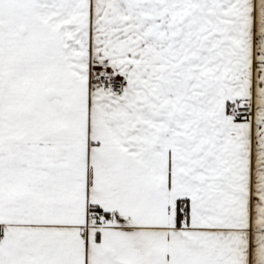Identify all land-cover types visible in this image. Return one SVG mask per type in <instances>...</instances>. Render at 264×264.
I'll return each instance as SVG.
<instances>
[{"label": "crops", "instance_id": "0c3cea01", "mask_svg": "<svg viewBox=\"0 0 264 264\" xmlns=\"http://www.w3.org/2000/svg\"><path fill=\"white\" fill-rule=\"evenodd\" d=\"M0 264H264V0H0Z\"/></svg>", "mask_w": 264, "mask_h": 264}, {"label": "flooded vegetation", "instance_id": "af4514ba", "mask_svg": "<svg viewBox=\"0 0 264 264\" xmlns=\"http://www.w3.org/2000/svg\"><path fill=\"white\" fill-rule=\"evenodd\" d=\"M233 72L235 73V70H233ZM97 73H101V74L110 73L112 75H120L123 79V88L121 89V91L124 89V85H125L124 76L121 72L117 71L116 68L108 67L104 65V63L99 64L97 66H90L88 68L89 80L91 79L93 74H97ZM247 111H248V105H247L246 100L244 99L239 100L235 98V99H229L227 101V112L232 120L235 121V120H238V118L239 119L245 118L246 114L248 113Z\"/></svg>", "mask_w": 264, "mask_h": 264}, {"label": "built area", "instance_id": "2783aa9c", "mask_svg": "<svg viewBox=\"0 0 264 264\" xmlns=\"http://www.w3.org/2000/svg\"><path fill=\"white\" fill-rule=\"evenodd\" d=\"M90 81L100 84V86L109 92L118 93L123 88V79L120 75H112L110 73H97L93 74ZM97 222L105 223L106 219L102 214L95 212Z\"/></svg>", "mask_w": 264, "mask_h": 264}, {"label": "trees", "instance_id": "16d2710c", "mask_svg": "<svg viewBox=\"0 0 264 264\" xmlns=\"http://www.w3.org/2000/svg\"><path fill=\"white\" fill-rule=\"evenodd\" d=\"M239 119V118H238ZM185 207H183V210L181 212H179V214H177V217L181 218V216L184 214V212H186Z\"/></svg>", "mask_w": 264, "mask_h": 264}]
</instances>
